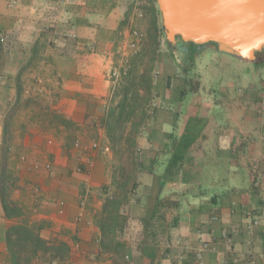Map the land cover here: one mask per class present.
Here are the masks:
<instances>
[{"label": "crops", "instance_id": "1", "mask_svg": "<svg viewBox=\"0 0 264 264\" xmlns=\"http://www.w3.org/2000/svg\"><path fill=\"white\" fill-rule=\"evenodd\" d=\"M133 1L0 0V264H10L8 227L24 219L44 238L66 241L70 264H113L97 239L107 177L89 152L111 99L110 72L132 50L131 29L143 31L144 46L161 27L154 0L142 2V15ZM167 60L158 105L137 139L141 172L124 238L132 264H264V72L221 79L213 96ZM18 107L25 135L10 196L23 212L14 218L2 198L10 184L2 154L6 117ZM175 152L183 164L165 181Z\"/></svg>", "mask_w": 264, "mask_h": 264}, {"label": "rangeland", "instance_id": "2", "mask_svg": "<svg viewBox=\"0 0 264 264\" xmlns=\"http://www.w3.org/2000/svg\"><path fill=\"white\" fill-rule=\"evenodd\" d=\"M161 27L150 35L146 45L142 46L141 44L142 47L139 46L137 49H132L124 56H121L110 72L113 90L111 99L107 103L105 114L116 108L121 97L119 95L124 94L125 86L129 87L126 112L123 115V120L114 124V140L107 136L106 128L102 125L100 126L102 132L96 131V136L90 146L89 153L99 154L96 158L100 159L97 166L100 180L102 177H107L106 181L101 180V185L98 187L100 194L98 196L103 200V203L96 218L100 231L97 239L103 246L104 251L111 254L113 264H132L130 254L132 253L133 244L128 245L124 239L127 237L128 228L131 226L130 214L126 213V207L131 204V200L139 186L142 155L137 139L143 135L142 132L145 125L149 123L158 105L156 101V83L164 72L162 70L164 67L162 66L161 69V64H159L160 60L163 59V54L168 55L170 60L165 62L177 71L179 77L190 79L191 87L198 90V93L200 91L199 94H201V89L205 86L206 89L209 87L214 88L212 90L214 96L217 93V83L221 79L231 77V75L252 77L257 74V77H259V74L264 72V49L257 52L255 61H241L232 55L216 50L212 45H205L199 48L192 62L189 57L184 56L177 50H173L174 55L172 58L170 56L172 49L168 45L166 35L162 33ZM133 58L136 61L133 66H129L127 59L131 61ZM185 66L190 68L188 74L184 73L183 69ZM131 70L132 74L130 79L127 80L126 71L129 72ZM114 71L115 73H113ZM117 93L119 94L118 96H116ZM17 110L18 114L14 110L11 115L6 117L7 133L2 154V167L5 170L8 183L10 182L11 184V187L9 186L10 184L5 187L3 185L4 193L2 198L4 201L6 200L10 209L11 214H8V216L14 218L20 216L23 212V208L19 203L10 196L19 182V179L15 176L17 172L16 162L20 160L19 155L22 152L20 143L25 135L24 132L18 133L16 130L17 122L21 119V114L19 113L21 109ZM143 114L146 117L142 118ZM131 130L136 131L134 135L136 144L132 142ZM12 155L16 157L11 161L10 157ZM92 165L90 157V160L79 161L77 168L82 171L84 166L91 168ZM12 224H15V222ZM121 241L125 243L124 248H117L118 243ZM63 253L65 254V252H61V255ZM52 255L53 253L45 255L41 252L39 258L32 260V264H70L67 255H64L62 259L52 258Z\"/></svg>", "mask_w": 264, "mask_h": 264}, {"label": "water", "instance_id": "3", "mask_svg": "<svg viewBox=\"0 0 264 264\" xmlns=\"http://www.w3.org/2000/svg\"><path fill=\"white\" fill-rule=\"evenodd\" d=\"M168 42L206 44L242 61L264 49V0H156Z\"/></svg>", "mask_w": 264, "mask_h": 264}, {"label": "trees", "instance_id": "4", "mask_svg": "<svg viewBox=\"0 0 264 264\" xmlns=\"http://www.w3.org/2000/svg\"><path fill=\"white\" fill-rule=\"evenodd\" d=\"M161 31L165 35L163 26L161 27ZM167 43L172 50H177L180 53H182L184 56L189 57L191 62L194 61L195 54L197 53L198 49L201 48L202 46L212 45L216 50H218L217 43L212 41L206 44H200V43H195L193 41L187 42V41H183L182 39H178L177 45H171L168 42V40ZM135 61L136 60L134 58L131 61L130 59H127V62H129L128 63L129 66H133ZM183 70L185 74H188L190 68L188 66H185ZM131 74H132V70L129 72L126 71L127 80L130 79ZM185 92L186 91H183V95ZM128 93H129V87L125 86L123 95L122 94L119 95L118 93L116 94V96L118 95L121 96L117 103L116 108L112 109L110 112H106V114H104V116L101 118L102 125L106 128L107 136L111 140L115 139L113 132L114 124L120 123L124 118L123 115L126 112V108H127ZM143 117H146V115L143 114L142 118ZM135 132H136L135 130L130 131V135L133 136L132 137L133 144L137 143L134 137ZM6 133L7 132L5 130L4 134L6 135ZM183 161H184L183 154H180L179 152L173 153L165 169V173H164L165 181L175 180L174 179L175 176L172 177V175H177L179 173ZM3 172H5L4 169ZM4 207L7 212V215L11 214L9 206L6 203V200L4 201ZM41 228H42L41 225L38 224L37 222H30L27 219L18 221L15 224H12L8 227L6 234V241L10 253V264H32V260L39 258L41 252H43V254L45 255L49 253H53L52 258H57V259H62L64 255H67L68 259L71 257L70 245L66 241L58 238L55 239L44 238L41 235ZM117 246H118L117 248L119 247L124 248L125 243L121 241L118 243ZM61 252H65V254L63 253L61 255Z\"/></svg>", "mask_w": 264, "mask_h": 264}, {"label": "built area", "instance_id": "5", "mask_svg": "<svg viewBox=\"0 0 264 264\" xmlns=\"http://www.w3.org/2000/svg\"><path fill=\"white\" fill-rule=\"evenodd\" d=\"M123 1H125L127 6L132 2V0H130L129 3H128L129 0H123ZM154 1L157 3L156 0H154ZM142 2H145V0H134L133 5H132L134 7V12L139 13L141 15L143 14V10L141 7ZM131 35H132V39L130 41V47L134 50V49H137L139 47V45L143 42L145 34L143 33V31H141L137 28H133V29H131ZM0 40L4 41L5 37L0 36ZM113 73H115V71Z\"/></svg>", "mask_w": 264, "mask_h": 264}]
</instances>
